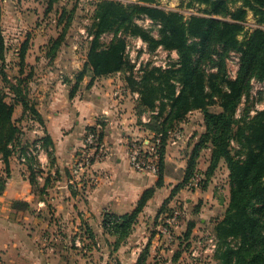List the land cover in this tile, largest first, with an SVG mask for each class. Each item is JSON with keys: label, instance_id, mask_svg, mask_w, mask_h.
Segmentation results:
<instances>
[{"label": "trees", "instance_id": "16d2710c", "mask_svg": "<svg viewBox=\"0 0 264 264\" xmlns=\"http://www.w3.org/2000/svg\"><path fill=\"white\" fill-rule=\"evenodd\" d=\"M153 1L123 3L102 0L97 4L94 23L96 35L91 41L83 69L76 74L74 89L87 75L95 78L132 68L125 53L126 39L118 37L108 46L101 47L99 35L104 31L124 27L149 40L153 49L159 44L167 49H176L178 64L173 63L165 69L146 66L138 86L132 87L133 91L139 93L136 105L139 117L150 113L144 125L151 132L162 134L158 185L163 184V166L171 131L184 122L190 112L201 110L205 131L195 145L184 181L179 186H185L192 177L199 152L204 147H210L206 178L211 179L223 161L229 170L230 181L229 202L223 217L214 225V233L219 239L215 259L220 264H264V110L251 114V107L247 106L238 116L243 98L248 100L251 95L253 81L264 80V0H190L191 5L204 4L205 8L202 13L192 14L188 18L181 11L167 10ZM249 12L259 24L250 31L245 30L244 24ZM140 14H147L161 24L158 39L135 23V17ZM242 34H245L244 39H239ZM61 39L58 37L54 47L49 48L53 58L58 55L56 47ZM4 48L0 1L2 62L6 58ZM231 50L241 54L240 67L234 79L228 76L226 70V57ZM25 51L26 46H23L22 59ZM207 67H215L216 71L208 72ZM1 74L14 100L7 101L9 93L0 91V158L6 165L5 174L0 176V192L5 189L10 175V158L13 155L17 154L20 158L37 141H41L50 158L53 157L50 135L23 141V128L14 119L15 104L20 103L24 107V114L42 125L45 123L36 108V101L29 95L28 82L33 72L25 77H17L16 82L9 79L4 71ZM129 80L132 82L131 78ZM215 102L220 106L218 111L210 109ZM25 164L36 188L38 176L43 172L38 157L33 154L27 156ZM206 185L203 184L204 187ZM154 190H146L132 212L121 215L106 213L104 216L105 231L116 237L114 250H118L133 232ZM22 205L29 206L23 201L13 203L14 208H21ZM194 226L193 222L189 223L185 232L187 238ZM90 236L93 237L92 232ZM229 238L237 239V244L231 245ZM182 250L178 249L175 260L180 259ZM147 251L144 250L136 264H150L147 263Z\"/></svg>", "mask_w": 264, "mask_h": 264}, {"label": "crops", "instance_id": "0c3cea01", "mask_svg": "<svg viewBox=\"0 0 264 264\" xmlns=\"http://www.w3.org/2000/svg\"><path fill=\"white\" fill-rule=\"evenodd\" d=\"M11 1L14 4L15 1ZM11 18L15 20L20 16L14 15ZM12 30L11 42L18 41L19 47L12 51L7 46L5 60H13V64H6V67H13L14 73H6L8 69L4 66L5 61H1L0 68L5 70L13 82H16L17 77H25L33 72L28 82L29 95L36 101V108L45 123L42 125L24 114V107L20 103L15 104L14 119L23 128V141H33L46 134L50 135L53 141V157L50 158L45 149L40 151L38 160L43 172L38 176L36 188L30 180L27 165L20 161L17 154L10 158V175L5 189L0 192V264L112 263L109 248L116 237L105 231L104 216L106 213L121 215L132 212L143 193L150 188L155 189L153 196L140 213L133 232L118 250H115L118 257L116 264H136L149 239L150 252L160 248L164 251V247H161L164 241L160 240L159 232L151 235L150 228H153L155 217L160 213V221L163 209L171 206L177 198L179 199V195L184 194L186 190L183 187L187 184L173 188L174 185H170L171 177L163 171V184L158 185L159 175L138 171L131 166L128 144L133 140L141 142L152 137L153 132L144 125L149 119L145 116L146 113L141 117L137 114L139 96L129 87L123 72L95 78L85 76L74 89L76 81H66L58 73L63 67L69 66V62L67 66L60 65L53 57L44 61L38 57V53L22 61V48L30 38L25 32L16 31L14 28ZM26 54L29 55L28 52ZM15 56H18V59ZM85 63L86 60L83 67ZM0 91L9 93L7 101L14 100L2 74ZM194 112L195 110L190 112L187 118ZM96 124L102 127L106 153L81 176L77 184L73 183V186L70 173L77 150L82 144L86 130ZM183 147L178 142L167 145L165 163L176 162L179 167L185 168L184 180L188 164L187 156L181 155L180 150ZM5 166L0 158V176L5 174ZM225 176L228 178V190L222 189V198L208 191L207 185H201L204 181L195 186L192 192L186 193V214H192L196 219L190 221L195 225L194 232L199 229L198 226L207 228L210 225L209 216L216 210L223 208L225 212L230 196L228 169ZM190 181L191 178L188 183ZM15 201H23L29 206L14 208ZM157 228H160V224ZM80 229L92 231L93 237L87 238L92 241L93 247L89 254L99 255L78 256L72 263V257L65 255V250L71 249L68 239L54 235L53 242L50 232ZM96 246L98 248H95ZM171 261L170 258L166 263Z\"/></svg>", "mask_w": 264, "mask_h": 264}, {"label": "rangeland", "instance_id": "374dc122", "mask_svg": "<svg viewBox=\"0 0 264 264\" xmlns=\"http://www.w3.org/2000/svg\"><path fill=\"white\" fill-rule=\"evenodd\" d=\"M0 1L1 28L2 34L4 36L5 46L4 55L5 53H7V46H9L10 50L12 51L15 48L19 47L18 41L15 40L11 42L13 32L12 28L16 29V31L25 32L30 38V40H28V42L25 44V54L26 52H28L29 55L26 54L24 56V59H30L33 55H36L38 53V57L43 58L44 61H49L50 59H52V52H49V48L50 46L54 47L55 40L58 37H61V43L58 47H56L58 50V55H56L55 58L58 60L60 65L67 66L69 62V66H67L66 68L63 67L62 71H58V73L62 75V78L64 80L74 81L76 79V74L78 73V71L83 69V63L84 60H87V53L92 43L91 41L96 35V28L94 25L96 20L95 9L97 4L102 0H14V4L11 0ZM117 1L127 3L140 0ZM153 2L154 4L167 10L181 11L186 18H188L192 14L202 13L203 9L205 8L204 4L195 3L191 5L190 0H154ZM14 15H19L20 18L12 20L11 17ZM134 21L138 26L148 31L153 38H159V30L161 27V24L159 22L153 20L147 14L137 15ZM244 24L245 30L248 31H250L255 26H259L256 18L251 12L248 13ZM23 26L25 27L24 29L26 31H24V29L22 28ZM118 37H124L126 39L127 44L125 52L127 50V46L131 47V51H135L132 59H136V62H133L132 59L128 58L132 65V68L126 71H122L131 89L133 86H138V81L141 79L146 66L150 65L160 68V66H157L156 64L162 65L166 63L167 65H169V67L172 66L173 63L178 64L179 54L176 49H167L162 44L157 45L156 48L153 49L150 46L149 40L144 39L141 35L132 33L130 30H127L124 27H121L118 30L112 29L102 32L99 35L100 46L106 47ZM244 37L245 34H242L240 35L239 39H244ZM140 41H143L146 44V49L142 46V43H140ZM139 44L141 45L140 47H138ZM28 48L30 50H28ZM240 55L241 54L236 50H231L227 54L226 70L228 76L232 79L237 77L240 67ZM15 57H17L18 59V56ZM24 59H22V61H24ZM1 61L2 59H0V67L2 64ZM139 61H142V63L141 66L138 67L137 62ZM6 64H13V60H5V67ZM8 65L6 67L8 69V72L6 73H14L13 67H8ZM0 71L5 72V70L2 68H0ZM207 71H216V68L207 67ZM87 76L89 77L91 75ZM129 78L132 79V82L131 80H129ZM247 106L251 107V114H255L257 110H264V80L253 81L251 95L248 100L245 97L243 98L238 108V116L243 114L244 109ZM210 109L214 111L220 110L218 102L213 103L210 106ZM145 116L148 118L149 114L146 113ZM204 131V114L201 110L197 109L194 113L191 114V116H188L187 121L181 123L177 128L171 131L168 138V145L171 144V142L176 141L181 144L182 147L184 146L180 151L182 152L181 155L185 154V157L187 156L188 164L190 158L192 157L193 149L198 143ZM144 138L145 137L143 136L142 139ZM234 145L237 146L236 143H234ZM210 156L211 148L208 146L204 147L199 152V156L195 161V169L192 177L196 172L204 173V177L201 183L203 181L204 182L201 185L207 184L208 191L214 192L218 197L222 198V195H224V191L222 189L228 190V181H226V179L228 178L225 176L228 168L226 164L221 161L212 178L207 179L206 170L208 169V166L210 164ZM184 169L185 168L179 167L176 162H171V164H166L164 162L163 171L171 177L172 182L170 183V185H174L173 188H176L178 185L183 183ZM186 186L183 187L186 190L185 192H183L184 194L179 195V199L177 198V200H180L183 203H186V193L189 194V192H192L193 188H195V186L190 185V183H187ZM169 208L170 206L165 207L162 213H165ZM213 213L214 214L209 216L210 225L207 226V228L198 226L197 228L199 229H197L195 232L193 231L189 238L186 237L185 232L187 231V227L190 221H195L196 219L193 218L192 214L187 213L182 220L181 227L176 231V240L171 243H168L167 241L164 242L161 246L164 247V251H161V248L158 250L153 249L152 252L147 251L149 253L147 263L167 264L166 262H168V259L171 258L172 261L169 264H181L178 263L179 259L175 260L176 252L178 251V249H183V254L181 255L183 256L193 246V243H195L199 239L205 241L210 234L215 235L213 228L215 224L213 225V227L212 224L215 223L216 220L221 218L220 216L224 214V209L221 208L220 210H216ZM159 215L160 213L157 215V217H155L153 228H150L149 232H151V235H156L159 232V228H157L158 224H160V221L158 220ZM90 232H88L87 229L66 231L59 230L54 233L51 231L50 237L53 239V242L55 241V238H53L54 235H58L62 239H68V245L71 247V249L69 248L68 250H65V255L69 258L72 257L71 261L73 263L75 257L82 255L87 257L95 255L98 257L99 254H89L90 250L93 248L91 246L92 241L87 239L88 236H90ZM229 242L231 245H236L238 240L235 238H229ZM166 243L168 244L166 245ZM145 245L146 246L145 248L143 247L144 249L142 253L144 252V250H148V245H151V240L149 239ZM95 248H98V246H96ZM151 249L152 247L150 246V250ZM184 249L186 250L184 251ZM109 250L111 251L109 258L111 259L112 263L108 262V264H116L118 262V257L116 256L113 243ZM216 253L213 257L205 256L202 259L201 264H220L215 259Z\"/></svg>", "mask_w": 264, "mask_h": 264}, {"label": "built area", "instance_id": "2783aa9c", "mask_svg": "<svg viewBox=\"0 0 264 264\" xmlns=\"http://www.w3.org/2000/svg\"><path fill=\"white\" fill-rule=\"evenodd\" d=\"M150 20V19H148ZM142 46L146 49V44L142 41ZM141 45L139 44L138 47ZM126 56L132 59L135 51H131V47L127 46ZM136 62V59H132ZM142 61L137 62V66H141ZM161 68H168L166 63L160 65ZM136 67V66H135ZM139 96L138 92H135ZM149 120V119H148ZM147 120V121H148ZM146 121V122H147ZM102 127L101 125H94L86 130L81 146L77 150L76 159L71 167L70 182L77 184L76 182L81 176L86 173L92 165L101 160L106 149L103 144V138L101 139ZM161 133H153L152 137L145 140L130 141L128 144V155L131 166L143 172H149L154 175H158L160 172V142ZM177 143L176 141H174ZM44 148L41 141H37L32 147L27 150L26 154H23L19 159L25 163L27 156L36 155L39 156L40 151ZM204 177V173L196 172L191 178L190 185L197 186L201 183ZM73 184V185H74ZM186 214V204L180 200H176L171 204L170 208L162 214L160 219L159 238L164 242L171 243L176 240V231L181 227L182 220ZM167 243V244H168ZM218 248V238L214 234H210L205 241L199 239L193 246L180 257L181 264H201L202 259L205 256L213 257Z\"/></svg>", "mask_w": 264, "mask_h": 264}]
</instances>
